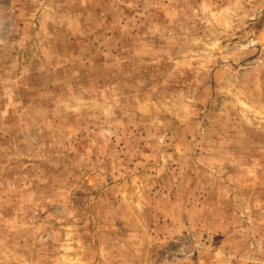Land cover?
Here are the masks:
<instances>
[{
  "label": "rangeland",
  "instance_id": "374dc122",
  "mask_svg": "<svg viewBox=\"0 0 264 264\" xmlns=\"http://www.w3.org/2000/svg\"><path fill=\"white\" fill-rule=\"evenodd\" d=\"M0 264H264V0H0Z\"/></svg>",
  "mask_w": 264,
  "mask_h": 264
}]
</instances>
